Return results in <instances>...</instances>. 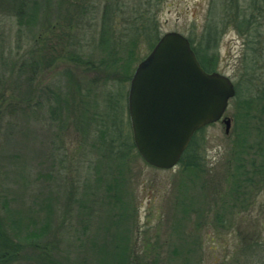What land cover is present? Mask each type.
<instances>
[{
	"label": "rangeland",
	"instance_id": "rangeland-1",
	"mask_svg": "<svg viewBox=\"0 0 264 264\" xmlns=\"http://www.w3.org/2000/svg\"><path fill=\"white\" fill-rule=\"evenodd\" d=\"M236 1L248 21L233 20L230 0H113L120 37L129 26L149 33L154 25L161 35L200 38L219 9L214 72L236 90L224 113L229 132L208 125L191 157L159 170L136 150L122 163L119 151L102 160L96 150L110 134L118 149L121 121L131 134L128 83L122 87L120 63L109 61L126 50L117 42L121 51L111 56L97 44L107 0H0V257L12 256L0 264H219L223 255L232 264L241 219L264 248V176L230 185L241 142L237 105L254 97L253 113L264 108V0ZM141 36L132 73L150 51ZM259 120L246 138L248 158L262 153ZM238 189L251 212L225 209ZM263 251L246 264L264 262Z\"/></svg>",
	"mask_w": 264,
	"mask_h": 264
},
{
	"label": "water",
	"instance_id": "water-1",
	"mask_svg": "<svg viewBox=\"0 0 264 264\" xmlns=\"http://www.w3.org/2000/svg\"><path fill=\"white\" fill-rule=\"evenodd\" d=\"M234 95L228 77L201 68L184 35L163 33L129 80L127 113L137 153L152 168H174L204 126L221 120L228 134L230 119L223 114Z\"/></svg>",
	"mask_w": 264,
	"mask_h": 264
},
{
	"label": "trees",
	"instance_id": "trees-1",
	"mask_svg": "<svg viewBox=\"0 0 264 264\" xmlns=\"http://www.w3.org/2000/svg\"><path fill=\"white\" fill-rule=\"evenodd\" d=\"M249 6L252 7L254 5L249 4ZM228 7H230V13L233 14V20L239 19V20L244 21V22L249 20V15H248L247 9L244 7H241V5L236 0H230ZM114 9L115 8H114L113 0H107L103 15H102L101 23L99 26L100 32L98 35L99 40H98L97 44L99 45V47H103L104 52L111 54V56L114 53H116L115 51H119V50L121 51V45H116V46H113V45L117 42H121L123 44L122 46H124V49L126 50L124 59H122V61H121V59H117V60L116 59H109V61L111 62V64H114L116 62L120 63V69L119 70L122 74H124L122 80H120V83L122 84V87H125L124 84L129 83V80L131 78L132 61L134 59L133 58V55H134L133 52H135L136 46L139 43L138 42L140 39L139 37L141 35H142L141 37H143V36L146 37V40H148L146 47H147V51H149L155 45V43L158 41L161 33H160L158 27H155L154 25L152 27H151V25L148 27V29L150 30L149 33L148 32H142L141 33L135 27L129 26L125 30V34H122L123 32H121V37H120L114 30V26H115ZM212 12H214L213 8H212ZM218 13H219V9L217 7V9L214 13L209 14V16L207 17V21H206V27L204 28V30L202 32V36L200 38H199V36L198 37L195 36V38L186 37L188 39L190 45H191V49L193 50L201 68L205 72H208V73L216 71L217 62H218L217 53H216V44L220 38V32L218 30L219 19L216 18V16L219 15ZM116 40H118V41H116ZM194 40H195V42H193ZM121 62H122V64H121ZM113 71H117V70H113ZM260 90L264 91V85L262 86V88ZM59 97H62V96L58 95L57 100H59V101L65 99V97L62 99H60ZM261 99L264 102V95H261ZM254 100H255V98L253 97L250 101L248 100L247 102L243 100L242 106L237 105L239 108L238 117L241 119V123L238 126L239 127V138L241 139V142L239 143V149L242 152H245L246 149H251L253 147L251 145H246V143L248 142L247 139H251L250 138L251 133L249 132L250 127H252V125H253L257 129L258 125H257L256 120L258 119V117H260V120L258 121V123L260 121H264V118H263L264 108H262V110H260V112L262 114L260 113V115H259V114H257V112L253 113L252 108L249 106ZM115 103L116 102H114L113 100L109 101V104H110L109 109L110 110L114 109V106L116 105ZM124 110H125V108H124ZM111 114L113 116V112ZM125 126L128 127L127 124H124L121 121V134L119 136V137H121V140H120L121 143L119 144L120 147L118 145L117 150L113 147L116 144V141H114V140L117 138V135L112 136L111 134H110L109 139L105 141L106 144L99 145L97 148L95 147L97 152H100L102 160L112 159L113 158L112 154H116L117 151H119L118 152L119 156H117L116 158L117 159L121 158V163H122V161H123L122 159L128 158L129 156L134 154L135 147H134V144L132 142V137H131V134L129 133V130H126ZM123 128L125 129V132L123 131ZM198 132H200V130H198L192 136V139H191L189 145L187 146L186 150L182 154L179 162L182 163L186 157H188V158L191 157L190 154H191L192 150L194 149L195 145L197 144L195 142V139H196V134ZM124 133L126 135H124ZM127 134H129V135H127ZM259 134H262V133H259ZM254 142H256V140ZM256 143H258V142H256ZM263 149H264V146L263 147L260 146V150L262 151V153H259L258 155L257 154L254 155L260 161H261V157H262V161H261L262 163H264V150ZM257 151H259V150H257ZM247 155H245V156L239 155V157L244 158L245 160H243V161H250V163L253 165V167H256L258 165L256 158H253V156L248 158ZM187 163L189 165L197 164L196 162H193L190 160H188ZM96 170H98V169H96ZM230 176H231V174H230ZM243 180H245V183L251 182V181L253 182V181H256V178H252V180L240 179V178L237 179L236 178L235 181H234V179H232V181L230 180L231 181L230 185H231L232 189L240 186L241 182ZM263 181H264V178H263ZM234 184H235V186H234ZM108 195H109L108 197H110V198H112L113 196L116 197L115 193L114 192L111 193L110 190H108ZM190 210H192V209H190ZM14 225H15L16 229L19 228V225H17L16 222L14 223ZM11 257H12L11 255L5 254L4 256L0 257V262H2V260L3 261L4 260L9 261V259Z\"/></svg>",
	"mask_w": 264,
	"mask_h": 264
},
{
	"label": "flooded vegetation",
	"instance_id": "flooded-vegetation-1",
	"mask_svg": "<svg viewBox=\"0 0 264 264\" xmlns=\"http://www.w3.org/2000/svg\"><path fill=\"white\" fill-rule=\"evenodd\" d=\"M218 122H221V120H219ZM235 147L237 149L236 142H235ZM244 154H245L244 152L238 151L237 157L233 159L234 168L232 170L233 172L230 173L231 181L234 178L248 179L250 177L258 178L264 176L263 175L264 166L258 164L256 167H253L250 161H243L245 159L239 157V155H244ZM248 183L249 182H246L245 184L247 185ZM246 193L247 192L243 193V190H239V189L238 191L233 190L232 195L230 194L231 202L228 204L229 206H225V209H229L232 211V213H237L239 215L242 213L244 214L248 213L249 211L251 212L253 205L251 203H248V195H244ZM221 201H222V197L220 203ZM223 207L224 206L220 204L219 208H223ZM220 220L218 221L219 224L222 223V221ZM263 222L264 220L262 221V228H263ZM240 223L244 224V226L242 227V230L238 228L236 231L237 241L233 248V252L231 253L232 264H244L243 262H245L246 264L248 261L250 262V260H252L251 258L259 255L260 250L261 251L262 249L264 250L262 245L257 242L258 236L255 232L256 231L255 227L254 228L252 227L253 229L251 227L249 228V224H245L243 219H241ZM227 257H228L227 255H223V257H221V262L219 264H225ZM261 264H264V262H262Z\"/></svg>",
	"mask_w": 264,
	"mask_h": 264
}]
</instances>
